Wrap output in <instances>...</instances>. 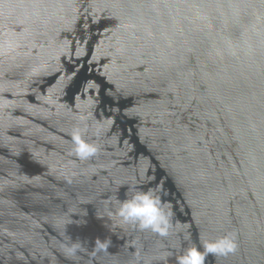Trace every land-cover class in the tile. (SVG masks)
<instances>
[{"label": "water", "instance_id": "95a60500", "mask_svg": "<svg viewBox=\"0 0 264 264\" xmlns=\"http://www.w3.org/2000/svg\"><path fill=\"white\" fill-rule=\"evenodd\" d=\"M130 189L167 236L109 217ZM224 236L205 264H264V0H0V264H177Z\"/></svg>", "mask_w": 264, "mask_h": 264}, {"label": "clouds", "instance_id": "9594fccd", "mask_svg": "<svg viewBox=\"0 0 264 264\" xmlns=\"http://www.w3.org/2000/svg\"><path fill=\"white\" fill-rule=\"evenodd\" d=\"M74 143L73 154L80 160H87L93 157L98 148L94 143L83 138L82 131L77 128L72 133ZM132 195L122 201L118 200L114 212H109V217L119 218L121 224L134 225L141 231H151L159 236L165 237L171 228L170 210H167L159 195L155 190H132ZM66 235V234H65ZM110 240L96 239L92 248L91 256H96L100 252H106L110 245ZM203 251L197 246L187 247L177 259V264H205L209 254L226 255L235 250V243L229 236H224L216 240L203 242ZM65 254L69 258L79 260L80 254H88V248L79 240L72 241L68 236V242L64 244ZM169 254L161 256L166 260Z\"/></svg>", "mask_w": 264, "mask_h": 264}]
</instances>
